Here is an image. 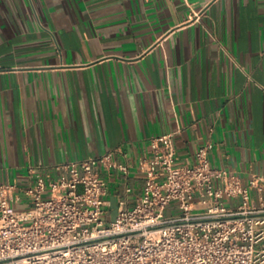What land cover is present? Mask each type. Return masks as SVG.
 I'll list each match as a JSON object with an SVG mask.
<instances>
[{
	"label": "crops",
	"instance_id": "1",
	"mask_svg": "<svg viewBox=\"0 0 264 264\" xmlns=\"http://www.w3.org/2000/svg\"><path fill=\"white\" fill-rule=\"evenodd\" d=\"M169 133L177 164L213 142L212 166L264 176V0H0L1 182L113 152L114 219Z\"/></svg>",
	"mask_w": 264,
	"mask_h": 264
},
{
	"label": "built area",
	"instance_id": "2",
	"mask_svg": "<svg viewBox=\"0 0 264 264\" xmlns=\"http://www.w3.org/2000/svg\"><path fill=\"white\" fill-rule=\"evenodd\" d=\"M213 147L180 165L173 134L153 136L137 164L142 193L110 220L101 172L132 168L113 152L61 162L28 186L0 181V264H264V176L245 184L212 166ZM173 202L180 212L166 214Z\"/></svg>",
	"mask_w": 264,
	"mask_h": 264
},
{
	"label": "rangeland",
	"instance_id": "3",
	"mask_svg": "<svg viewBox=\"0 0 264 264\" xmlns=\"http://www.w3.org/2000/svg\"><path fill=\"white\" fill-rule=\"evenodd\" d=\"M176 204H177L176 202H173L172 205H170V206L167 208V210H166V214H170V213H172V212H173V209L176 210V213H179L180 210L178 209V207H177Z\"/></svg>",
	"mask_w": 264,
	"mask_h": 264
}]
</instances>
